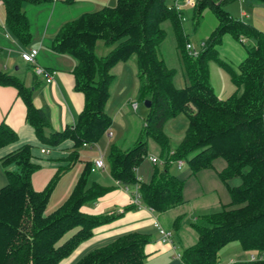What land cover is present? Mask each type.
I'll use <instances>...</instances> for the list:
<instances>
[{
  "label": "trees",
  "instance_id": "1",
  "mask_svg": "<svg viewBox=\"0 0 264 264\" xmlns=\"http://www.w3.org/2000/svg\"><path fill=\"white\" fill-rule=\"evenodd\" d=\"M4 21L12 35L23 45L32 40L31 21L25 6H43L53 0H0ZM229 0H196L194 16L205 9L213 12L216 25L203 41L195 57L186 49L182 11L168 0H117L114 6L82 12L63 22L50 41L55 53L77 60L72 73L74 88L84 96V104L73 125L45 133L49 120L32 100V89L15 75L0 71V85L13 86L26 106V121L46 148L70 139L73 145L57 167L50 182L35 190L32 175L39 169L33 161L31 146L24 144L0 157L6 184L0 186V264H58L92 236L93 228L111 222L120 214L91 215L81 206L104 195L109 188L92 183L87 187L91 162H87L65 202L49 214L45 208L63 172L79 160L84 144L96 143L111 126L105 110L110 86L115 78L112 67L135 56L138 94L151 102L145 123L134 145L122 149L111 144L107 162L111 177L123 185L138 184L141 202L156 212L184 203L183 181L169 172L170 160L184 159L191 172L211 168L220 157L226 162L218 172L226 183L239 176L236 186H228L230 201L218 210L201 214L191 223L196 241L180 253L183 264H218L219 251L237 241L244 251L264 255V32L231 16L225 9ZM73 4L75 0H63ZM168 21L180 50L181 63L188 79L176 87L175 69L169 68L159 54L166 37L161 24ZM235 39H254L246 57L233 65L219 56L216 46L224 34ZM102 40L112 46L98 56L95 45ZM216 62L230 77L236 90L218 99L209 79V62ZM187 117V126L174 148L164 131L165 123L178 114ZM16 132L0 122V149L17 140ZM159 148L164 169L155 164L151 178L140 181L135 169L148 155V139ZM172 151V153H171ZM246 169V171H245ZM133 203L124 208H136ZM182 216L173 221L178 229ZM76 231L63 242L70 230ZM148 234L132 232L96 247L75 264H145L144 246ZM229 264H264L263 258L232 261Z\"/></svg>",
  "mask_w": 264,
  "mask_h": 264
},
{
  "label": "crops",
  "instance_id": "2",
  "mask_svg": "<svg viewBox=\"0 0 264 264\" xmlns=\"http://www.w3.org/2000/svg\"><path fill=\"white\" fill-rule=\"evenodd\" d=\"M60 1L62 2V4L64 3L63 0ZM116 1L117 0H75L73 4H70L71 6H74L77 9V14H75V16H71L67 19H63L58 16L53 23L50 22L47 25H45L44 30L41 29L39 30V32H41L40 35L42 36V45L45 47L46 55H41V56L39 55L40 51L35 43H31V46L30 44H28V48L31 47L38 49L37 54L35 56V63L33 64L27 63L21 58L20 54L17 55L20 59V62L24 64L23 69L20 68L19 63L14 59L15 58L14 56L9 54V52L8 54H6L5 52L13 51L15 49V46H13L14 44H16L17 46L18 49L17 52H19L20 49L26 50L28 48L18 45L19 42L15 37H12L11 39V37H9L8 35L4 36L2 31L0 30V71H4L9 74L17 76L24 82L26 86L31 87L32 100L34 105L42 109L49 120V125L44 130L46 134L50 133L51 131L61 130L67 125H73L77 119L79 112L82 110L84 104L83 94L75 90L74 88V75L72 73V70L74 66L77 64V60L71 55L59 54L52 51L50 49V41L53 39L57 29L63 22L75 18L82 12L96 11L102 8L103 6H114L116 4ZM257 1L264 2V0H257ZM175 2L183 5L182 14L184 16V20L182 21V27L184 33L187 36L185 24L187 23L188 20H186V16L191 18V26L189 27L193 31L196 30L198 20L200 18L194 16V7L196 0L194 1V4L191 5L185 4V0H168V4H173ZM1 8L4 9L3 4L0 1V9ZM26 8L28 9V6H25V10L27 11ZM225 8L226 7L224 6V9ZM54 9L55 8H53L52 15L54 13ZM225 10L227 11V9ZM1 11L2 10H0V23L2 22L1 17H3L2 16L3 11L2 13ZM244 14L245 12L241 11V15ZM233 17L237 18L236 16ZM237 19L242 20L241 16L238 17ZM246 22L252 24L257 29H259L251 21H246ZM161 26L166 31V35L169 34L172 37V40H174L172 41L173 46L177 50L178 48H177L176 38L174 36L170 23L168 21H164L161 24ZM0 27L4 28L5 26L0 24ZM212 30H210V32ZM187 42H190L188 38H187ZM201 43H203V41H201ZM219 45L216 46L217 51L219 50ZM109 50L110 49H108V52ZM246 55H247V47L244 57L241 58L237 64H239L246 57ZM163 60L165 62L164 58ZM9 62L15 64L13 71L12 70L9 71L8 69ZM212 63H216V62L214 61L209 62L210 84L218 99L221 100L226 99L236 90V87L231 82L229 75L221 67L220 69H218V67H214ZM237 64H233V65H237ZM166 65L169 68H173L171 65H168L167 63ZM37 66L42 67L44 71L37 73L35 70V67ZM114 69H115V73H114ZM213 72L214 74L218 75L216 80L219 86H217L215 83L212 82V79H214ZM111 73L114 74L115 78L110 86V90H109L110 96L106 103L105 110L107 114L111 117L112 123L108 131L104 133L105 138L103 143H100V146L103 145L104 149L106 148L109 149L110 145L114 143L122 149H127L131 147V145H129L130 141L131 143L134 144V142L137 140L139 133L142 129V126L145 123L144 120V122L141 125H138L134 136L131 137L130 140L125 138L124 129L126 126V122H125V115L123 113L125 111L123 110L125 106H123L124 97L122 96V94L124 91L127 90L128 82L133 83L136 80L135 81L137 85L136 90L138 89L135 56L132 55L126 61L117 62L112 67ZM173 82L175 86L179 88L187 85L186 83L183 84L182 86L181 84L180 85L177 84L175 75L173 78ZM120 97L123 98L119 103L118 99ZM25 117H26V106L23 100L18 96L17 90L13 86L0 85V122H5L11 129H13L16 132L18 136L15 142L7 146H4L0 149V157L8 152L15 150L16 148H19L24 144H28L31 146L33 161L39 164V169L42 166H55L57 169L58 166L64 164L62 159L71 150L73 141L67 139L58 146L51 148L48 153H42L41 149L46 148L45 144L41 143L38 140V138L35 136L33 127L29 123H27ZM114 124L117 125L115 130L113 129ZM164 131L166 132L165 129ZM166 134L169 136L167 132ZM182 136L183 135L180 134L181 138ZM181 138L178 139L176 143L170 141L171 147L174 148L176 144H178V142L181 140ZM119 142L120 145L117 144ZM97 143L98 141L96 143L86 144L81 147L83 148L89 146L92 151L90 156H87L90 154L89 151L86 152L87 154L82 155L81 148L79 149V160L80 157L82 159H85L87 157L89 161L82 160L81 161L82 163L79 164L78 162H76L72 165L70 169L62 173V175L60 176L63 178L62 188L58 193L57 199H62L63 197L65 198L68 195L70 189L75 184V181L82 172L85 163L86 162L93 163V159L99 156L97 152H94L92 150L94 146H98ZM154 148L155 151H150L148 144V155H155V156L159 155V148L156 144L154 145ZM97 150L99 152L101 151L99 146L97 147ZM221 159L223 162L219 164L218 168L217 167L215 168L214 166L215 161H213L211 168H204L195 173H192L190 169V173L193 175V178L196 181L195 186L197 188V193L195 192L196 194L189 195L186 187H184L183 190L184 203L164 212H156L151 208L147 207L146 205H144L142 202H141V206L124 210L126 206L132 203V196L134 193L135 184L126 186L117 182L111 177L109 173V167L108 168L105 167L104 169H95L94 171H91L95 174L98 173V175L94 176L91 181L87 182V187H89L92 183H97L100 186L109 189L104 195L98 197L96 200L92 202L84 203L81 206V211L83 213L91 214V215H111V214H120V215L114 218L111 222L93 228L92 236L87 240L83 241L82 243H80L69 256L63 258L58 264H75L79 258H81L84 254H86L90 250L96 247L106 245L107 243L118 238L119 236L132 232H139L143 234H148L150 236V241L144 246V252L146 254L145 264H148V262L154 260H159L161 257L169 258L166 259L165 262H163V264H183L180 258L177 256V254L180 255V253L184 248L192 245L197 239V235L193 230V228L191 227V223L186 225L185 219L187 217V214L189 213L193 216L192 219L190 220L191 222H193L197 220L201 214L208 213L204 211L205 209H208L210 207L209 206L210 203L196 206L197 203L195 201L204 197L205 195H207V193H212V195L214 196L215 204L217 206L215 210H218L223 204H227L230 201V200L228 201L220 200V193L224 182L220 179L218 172L221 171L226 165L225 160L223 158ZM147 160L151 163V165H153L152 168L150 167L148 169H146L145 167L143 168L141 167L142 165L141 164L135 169L138 179L143 182H147L150 180L153 172V167L155 166V164H153L148 158ZM232 180L235 181L232 182ZM240 181L241 179L236 180L235 177H233L224 184L226 186L225 188H228V186H236L240 183ZM6 182L7 180L3 185H5ZM179 216H182L181 223L178 229H174L173 221ZM156 223L160 224L163 228L170 230L172 232L170 243H165L160 240V234L155 225ZM75 231L76 229H72L69 232H67L61 238L60 242L66 240Z\"/></svg>",
  "mask_w": 264,
  "mask_h": 264
},
{
  "label": "rangeland",
  "instance_id": "3",
  "mask_svg": "<svg viewBox=\"0 0 264 264\" xmlns=\"http://www.w3.org/2000/svg\"><path fill=\"white\" fill-rule=\"evenodd\" d=\"M192 1H195V0H192ZM61 7H62V10H61ZM225 7H226L225 9H227V11L232 16H236L237 18L241 16L243 21H245V22L251 21L260 30H262L264 32V2H258L257 0H229L228 2L225 3ZM53 8H55V9H54V13L52 15ZM0 10L3 11V15H2L3 17H1L2 22L0 24L5 26L4 28L0 27V30L2 31L4 36L8 35L12 39V37H14V36L10 32L9 28L6 26L5 21H4V9L1 8ZM2 11H1V13H2ZM241 11H244L245 14L241 15ZM27 14L30 18L31 30L33 32L31 43L36 44V46L39 48V51H40L39 55L41 56V55H46V51H45V47L42 45V36L40 35L41 32H39V30L40 29L44 30V28H45L44 26L50 22L53 23L57 19L58 16L63 18V19H67L71 16H75V14H77V9L74 6H71L70 4H65V3L62 4V2L60 0H53L52 3L45 4L43 6L28 5ZM186 20H188L187 23L185 24L186 32H187V38L191 42V44H193L195 47L199 48V44L201 43V41H204L207 38L208 34L210 33V30H212V28L214 27L215 22H216L215 16L211 10L205 9L202 13V16L198 20V24H197L195 31H193L189 27V26H191V18L186 16ZM172 41H174V40H172V37L169 34H167L164 41L159 46V54H160L161 58L163 56V58L165 59V62L168 65H171L175 69L176 82H177V84H179V85L181 84V86H182L185 83L188 84V79H187V76L185 74L184 68L182 66L181 58L179 56L180 50L179 49L176 50L174 48ZM31 43H30V46H31ZM253 43H254V39H252V38L244 37L243 41H240V40L235 39L230 33H226V34H224L222 42L219 45V50H218L219 56L225 58L226 60H228V62H231L232 64H237L240 61V59L244 57L245 52H246V47H249ZM18 45H21L22 47L28 48V45H23L21 43H19ZM13 46H15V49L13 51H6L5 53L8 54V52H9V54L14 56L15 57L14 59L19 63L20 68L23 69L24 64L22 62H20V59L17 55H19L21 53V51H29L31 49V47H29L26 50L20 49L19 50L20 53H19V52H17L18 49H17L16 44H14ZM111 48H112V46H106L102 40H98L96 42V45H95V52L98 56H103L108 52V49H111ZM36 50H38V49L36 48ZM40 56H39V58H40ZM178 61H179V63H178ZM179 64H180V66H179ZM212 64L214 67H218V69H220V66L217 63H212ZM14 67H15L14 63H12V62L8 63L9 71L10 70L13 71ZM214 72H215V70H214ZM214 72H213V78L214 79H212V82L215 83L217 86H219L217 84V80H216L218 75L214 74ZM114 73H115V69H114ZM135 81L133 83L128 82L127 90L124 91L122 94V96L124 98L120 97L118 99L119 103L121 102L122 98L124 99L123 106H125V108L123 110H125V111L123 113L125 115V122H126L124 134H125V138H127L129 140L131 139V137L134 136L138 125H141L144 122V120L148 114V109L144 105V101L141 100V98L138 94V89L136 90L137 85H136ZM133 102H136V105H137V108H135V110L132 109L131 104ZM186 126H187V119H186L184 114L180 113V114L170 118L166 122L164 129L169 134L168 137H170V141L173 143H176L177 140L181 138L180 134H182V135L184 134ZM116 127H117V125L114 124L113 129L115 130ZM104 138H105V134H103L100 137V139L98 140V143H97V145L100 147L101 153L97 150L98 146H94L92 150L94 152H97V154H99L98 157H100V156L103 157L104 163H105L106 167L108 168L107 154L109 152V149L108 148L104 149L103 145L100 146V143H103ZM117 144L120 145V142ZM132 144L133 143H131V141H130L129 145L133 146L134 144L133 145ZM148 144H149L150 151H155V148H154L155 144H154L152 139H150V138L148 139ZM87 151L90 152V154L87 156H90L92 151H91V148L89 146L81 148V154L82 155L87 154L86 153ZM82 160L83 161H89V159H87V157L85 159H82L80 157V160L77 161L78 164L82 163L81 162ZM214 161H215L214 162L215 168L216 167L218 168L219 164L223 162L221 158H216ZM141 164H140L141 167H143V168L145 167L146 169H148L149 167L152 168V166H153L147 160V158ZM158 165L161 169H164L163 164L158 163ZM83 169H84V167H83ZM168 169H169V172H171L177 178H179L180 180L183 181V190H184V187H186L189 195H194L197 193V188L195 186L196 181L194 180L193 175L190 173V167L186 162L182 165V167H178L176 164H171L168 167ZM153 170H154V167H153ZM55 172H56L55 166H42L39 170H37L33 174V177H32L33 187L35 189H37L38 191L42 190L50 182V180L54 176ZM97 175H98V173L95 174L93 172H90L88 175V181L87 182L91 181L93 179V177L97 176ZM5 178L6 177H5V175L2 172L1 167H0V186L5 183V181H6ZM78 178H77V180H78ZM235 179L240 180V177L237 176V177H235ZM62 181H63V178L60 177L58 179L56 185L54 186V188L50 194L47 207L45 208V211H44L45 214L51 213L55 209H57L59 206H61L65 202V200L68 198V196L70 195V193H71V191L75 185L74 184L72 186V188L70 189V192L68 193V195L65 198L63 197L62 199H57L58 193L60 192V190L62 188ZM76 181H75V183H76ZM233 181H235V180H232V182ZM224 184L225 183H223V185L221 184L222 189H221V193H220V200L221 201L222 200L228 201V200H230V194H229L228 188H225L226 186ZM208 190H209V188H208ZM223 196H224V199H223ZM195 202L197 203L196 206L210 203V205H209L210 207L208 209H205L204 212H212L217 207L215 204L214 196L212 195V193H207V195L196 200ZM192 217L193 216L191 214H189V213L187 214V217L185 219L186 225L192 223L190 221L192 219ZM218 255H219L218 264H229L231 261H240V260L249 259L250 252L244 251L241 248L240 244L237 241H235V242H231V243L227 244L226 246H224L219 251ZM166 259H169V258L168 257H166V258L161 257L159 260H154V261L148 262V264H163V262H165Z\"/></svg>",
  "mask_w": 264,
  "mask_h": 264
},
{
  "label": "built area",
  "instance_id": "4",
  "mask_svg": "<svg viewBox=\"0 0 264 264\" xmlns=\"http://www.w3.org/2000/svg\"><path fill=\"white\" fill-rule=\"evenodd\" d=\"M185 4H194V1L192 0H185ZM174 7L177 11H182V8H183V5L180 4V3H177L175 2L174 3ZM181 19L184 20V16L183 14L180 15ZM244 37L241 36L240 37V41H243ZM203 45V43H201L199 45V48L195 47L193 44H191L190 42H187L186 43V49L189 53V55H191L192 57H195L198 52H199V49L200 47ZM37 54V50L35 48H31L29 51H21L20 53V56L21 58L27 62V63H30V64H33L35 63V56ZM35 70L37 73H40V72H43L44 69L40 66H37L35 67ZM264 90V89H263ZM132 107L133 109L136 108V102H133L132 104ZM264 116V114H263ZM263 133H264V121H263ZM86 145V144H84ZM49 148H42L41 149V152L42 153H48L49 152ZM172 153V151H171ZM147 158L153 163V164H158V163H161L163 164L165 161L164 159H161L159 156H155V155H148ZM170 164H176L178 167H182V165L185 163V160L184 159H176V160H170L169 161ZM106 167L105 163H104V159L102 156L100 157H96L94 160H93V163H92V166H91V171H94L95 169H104ZM138 184H135V189H134V193H133V196H132V203L135 204L136 206H141V199H140V194H139V191H138ZM157 229H158V232L160 234V240L162 242H165V243H170L171 242V235H172V232L170 230H167L165 228H163L160 224L156 223L155 224ZM178 257H180L179 254H177ZM256 258H263L264 259V255H257L256 253H252L250 254L249 256V259L250 260H255Z\"/></svg>",
  "mask_w": 264,
  "mask_h": 264
},
{
  "label": "water",
  "instance_id": "5",
  "mask_svg": "<svg viewBox=\"0 0 264 264\" xmlns=\"http://www.w3.org/2000/svg\"><path fill=\"white\" fill-rule=\"evenodd\" d=\"M144 105L148 108V107H150L151 102L149 100H145Z\"/></svg>",
  "mask_w": 264,
  "mask_h": 264
}]
</instances>
